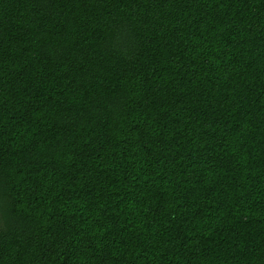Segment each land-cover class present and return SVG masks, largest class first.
Masks as SVG:
<instances>
[{
    "label": "trees",
    "instance_id": "trees-1",
    "mask_svg": "<svg viewBox=\"0 0 264 264\" xmlns=\"http://www.w3.org/2000/svg\"><path fill=\"white\" fill-rule=\"evenodd\" d=\"M0 264H264V0H0Z\"/></svg>",
    "mask_w": 264,
    "mask_h": 264
}]
</instances>
